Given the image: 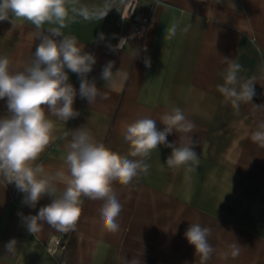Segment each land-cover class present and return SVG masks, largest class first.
<instances>
[{
	"label": "crops",
	"instance_id": "crops-1",
	"mask_svg": "<svg viewBox=\"0 0 264 264\" xmlns=\"http://www.w3.org/2000/svg\"><path fill=\"white\" fill-rule=\"evenodd\" d=\"M102 3L79 0L90 8ZM146 15L145 31L134 36L135 23ZM174 21L179 27L168 40ZM15 23L13 28L10 20L0 21V55L10 59L12 71L30 63L40 43L30 22ZM61 31L95 56L87 78L108 98L98 97L90 105L79 96L78 75L66 70L77 90L73 107L80 115L66 123L49 116L56 139L34 163L42 167L41 175L55 177L58 195L71 178L64 162L69 130L81 126L98 142L129 155L130 145L121 135L125 123L149 116L163 130L159 117L179 107L195 125L190 135L200 163L194 172L169 168L172 149L160 145L145 160L151 165L147 175L141 173L126 186L114 183L122 205L116 233L102 227L98 209L103 201L82 197L73 230L44 224L31 234L23 217L36 215L53 197L44 195L30 207L15 183L0 177V264H201L184 236L191 223L211 229L209 243L216 251L207 264H264V147L251 139L264 121V108L252 105H264V0H141L132 19L117 21L110 10L101 21L77 17ZM224 58L242 66L241 81L255 80L252 104L241 102L238 111L217 89L223 84ZM109 62L114 79L106 83L101 72ZM6 114L5 98L0 100V117ZM167 141L178 143L179 134L173 132ZM53 236L65 247L51 254L47 244ZM11 239L17 241L14 254L5 248ZM235 241L240 254L222 258L220 253H230Z\"/></svg>",
	"mask_w": 264,
	"mask_h": 264
},
{
	"label": "clouds",
	"instance_id": "clouds-1",
	"mask_svg": "<svg viewBox=\"0 0 264 264\" xmlns=\"http://www.w3.org/2000/svg\"><path fill=\"white\" fill-rule=\"evenodd\" d=\"M112 2L103 0L101 5L90 8L79 4V0H0V21L10 20L13 28L18 20L30 22L40 41L30 63L22 70L12 71L10 59L0 55V100L6 98L7 106V114L0 117V177L8 184L15 183L25 194L23 203L30 207L34 208L44 195L53 197L52 202L41 207L36 215L23 217L31 234L39 232L44 224L58 231L73 230L81 216L82 197L103 201L98 209L102 227L110 233L118 232L122 205L113 184L126 186L141 173L147 175L151 165L145 160L160 145L172 149L166 160L169 168L194 172L199 166V155L194 150L196 141L190 135L195 125L181 108L175 106L159 117L163 130H159L157 120L149 116H140L122 126L121 135L130 145L129 155H121L98 142L84 126L69 130L71 141L64 162L71 178L59 195L55 177L41 175L42 167L34 166L41 153L56 139L54 123L49 116L66 123L80 115L73 107L77 90L69 82L66 70L78 75L79 96L90 105L98 97L108 98L94 79L87 78L96 63L95 56L85 52L84 44H80L75 36L64 35L61 30L77 17L84 21H101L112 9ZM45 24L54 26L45 30ZM178 27V22H172L167 30L168 40L176 36ZM103 38L101 33L100 39ZM223 62L226 65L223 84L217 85V89L238 111L241 102H252L255 80L241 81L238 74L242 66L226 58ZM145 63L150 66V61ZM112 68L113 63L109 62L101 72V79L106 83L114 79ZM252 105L256 109L264 108V105ZM69 132H65L64 137ZM173 132L179 134L178 143L167 141ZM251 139L264 147V121L251 133ZM210 235L211 229L200 223H191L184 233L201 264H207L216 251L209 243ZM16 245L15 239L8 241L6 252L14 254ZM229 248L230 253H220L222 258L240 254L241 245L236 241ZM130 264H139V261L132 260Z\"/></svg>",
	"mask_w": 264,
	"mask_h": 264
},
{
	"label": "built area",
	"instance_id": "built-area-1",
	"mask_svg": "<svg viewBox=\"0 0 264 264\" xmlns=\"http://www.w3.org/2000/svg\"><path fill=\"white\" fill-rule=\"evenodd\" d=\"M141 0H113L112 9L115 12L117 21L121 19H132L134 18L138 5ZM151 2H156L157 0H149ZM148 22V17L143 16L142 19L135 23L134 36H140L146 29ZM65 247V242L59 236H53L48 244L47 248L51 254H54L57 249H63Z\"/></svg>",
	"mask_w": 264,
	"mask_h": 264
}]
</instances>
